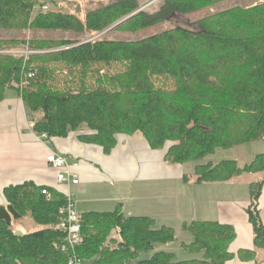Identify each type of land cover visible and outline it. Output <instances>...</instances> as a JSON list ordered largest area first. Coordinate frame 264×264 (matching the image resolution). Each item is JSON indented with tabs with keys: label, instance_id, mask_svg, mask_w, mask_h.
Segmentation results:
<instances>
[{
	"label": "trees",
	"instance_id": "trees-1",
	"mask_svg": "<svg viewBox=\"0 0 264 264\" xmlns=\"http://www.w3.org/2000/svg\"><path fill=\"white\" fill-rule=\"evenodd\" d=\"M140 1L110 0L82 22L61 10L34 14L37 0H0V32L70 31L77 37L82 31H102L122 18L116 30L134 33L223 0H162L152 13L139 10ZM196 23V30L177 26L129 42L1 38L0 101L14 82L31 130L48 138L77 131L79 141L98 145L104 154L111 152L119 134L141 133L150 148H165L166 159L173 163L264 139V3L210 14ZM24 44L30 50L25 59L10 53ZM118 63L124 66L121 73L98 75L103 67ZM56 64L66 66L73 76L58 78L53 74ZM94 70L97 75H91ZM91 78L97 83L92 85ZM59 80L62 89L53 85ZM38 112L41 117L33 119ZM244 172L262 174L249 183L245 208L253 248L230 251L236 233L229 224L191 221L181 228L192 240L180 247L194 257L176 260L172 252L155 249L156 244L176 241L172 227H155L149 216L125 215L118 204L109 212L79 213L82 242L76 256L84 264L256 261L257 249H264V222L259 214L264 153L243 167L235 160L197 164L193 177L197 183H223ZM43 190L49 192V199ZM2 192L0 264H68L70 252L60 250L65 233L59 228L65 195L32 181L8 185ZM26 214L41 229L18 235L12 222Z\"/></svg>",
	"mask_w": 264,
	"mask_h": 264
},
{
	"label": "crops",
	"instance_id": "crops-1",
	"mask_svg": "<svg viewBox=\"0 0 264 264\" xmlns=\"http://www.w3.org/2000/svg\"><path fill=\"white\" fill-rule=\"evenodd\" d=\"M28 123L26 106L17 89H6L0 101V203L5 202L4 187L32 181L62 194L69 192L78 213L121 204L125 215L149 216L155 220V227L163 225L179 231L174 242L178 247L192 240L181 228L183 223L218 221L234 227L236 237L230 251L253 248L252 226L245 212L249 191L245 193L235 178L223 183H197L193 175L185 173L184 163L168 161L166 149L150 148L140 133L117 135L114 148L104 154L98 145L79 141L77 132L42 140ZM49 152L63 155L68 164L78 163L71 169L77 175V184L67 186L56 181L55 169L45 162ZM259 214L264 222V185ZM179 237L187 242H179ZM171 244H156L155 249L175 255ZM193 257L188 253L179 259ZM226 264L255 261L235 258Z\"/></svg>",
	"mask_w": 264,
	"mask_h": 264
},
{
	"label": "rangeland",
	"instance_id": "rangeland-1",
	"mask_svg": "<svg viewBox=\"0 0 264 264\" xmlns=\"http://www.w3.org/2000/svg\"><path fill=\"white\" fill-rule=\"evenodd\" d=\"M109 1L110 0H37L36 8L34 9V14L46 10H55V11L61 10L64 12L75 14L82 22H84L86 15L90 11L101 5L107 4ZM161 3L162 0H141L139 10H145L149 13H152L159 8ZM263 3L264 0H223L218 3H213L208 6L201 7L200 9L186 15L175 14L170 21L134 33L129 32L128 30L125 29L116 30V27L121 24L120 23L115 26L116 23L122 20V18H120L112 22L108 27H106L102 31L94 32V33L82 31L80 32L81 34H79L77 37L74 32H70V31H36L35 32L33 30L26 29L22 31H12V30L1 31L0 39L13 38V39H24L25 41H31L33 39L43 40V41H51V40L59 41V40H75L77 38L78 41L80 42L99 40V39L125 40L129 42V41H136L142 38H146L153 34L177 26L184 27L190 30H196L197 29L196 21L202 17H205L210 14L230 10L233 8H242L244 10L251 9L258 7ZM44 4H46V9L42 7ZM71 45L72 44H69V46ZM10 53L17 54L18 56H23V58L25 59L26 56L30 55L29 54L30 50L28 49V45L24 44L23 47L17 48V50H13ZM56 67L57 68L55 69L53 74L58 76V78H61V74L65 78L68 77V79L73 76L71 73H69L66 66L63 67V65L56 64ZM123 70H124V66L118 63L113 68L107 69V67H103L101 71H99V74L96 72V70H94L95 72L91 71L92 72L91 75L94 73L96 75L98 74L99 76L101 75V77H103L104 74H106V72L121 73ZM74 71L75 74L77 75L78 69L73 70V72ZM61 81L62 80H59L57 81V83L53 82V85L57 88L59 86L62 89L63 83ZM90 82L92 83V85L97 83L94 82L92 78ZM9 86L11 87L13 85L9 84ZM76 86H78V84L71 86V88H74ZM41 115H42L41 112H38L37 114L33 115V119H37L41 117ZM77 133L79 134V132ZM259 153H264V139L250 141L230 148H216L214 152L209 155L185 162L183 168L185 169L186 174L193 175L195 165L205 164L207 162H211L215 164L221 160H235L239 167H243L245 164L250 163L254 158V156ZM261 178H262V174L244 172L240 176L236 177L235 180L238 182V185H240V188L243 187L244 192L247 193L248 184L252 181H258ZM103 208L104 206H99V207L97 206L96 210L93 209V211L109 212V211H113L116 207L110 209H103ZM82 211L88 212L90 210L88 211L81 210V212ZM12 228L16 230L15 232H21L23 234V233H30L37 231L41 229V226L36 224L30 217V215L26 214L24 217L14 220L12 222ZM175 234L176 236L179 235V231L176 229H175ZM186 236H190V235L188 234ZM178 241L187 242L183 237H179ZM170 249L174 251L176 260H180L179 257H182L184 254H188V252L183 250L181 247H178L177 243L171 244ZM263 263H264V249H257V258L255 264H263ZM80 264H84V263H80Z\"/></svg>",
	"mask_w": 264,
	"mask_h": 264
},
{
	"label": "built area",
	"instance_id": "built-area-1",
	"mask_svg": "<svg viewBox=\"0 0 264 264\" xmlns=\"http://www.w3.org/2000/svg\"><path fill=\"white\" fill-rule=\"evenodd\" d=\"M42 7L46 9V4ZM11 84L16 86L14 82ZM28 127L31 129L32 124L28 123ZM39 138L42 140L48 139L45 133L40 134ZM45 162L55 169L56 181L58 183L66 184L67 186L78 183L77 175L71 173V169L78 166L77 162L68 164L63 155L54 152H49L46 155ZM43 193L48 199L50 198L49 192L43 190ZM64 195L66 202L64 206L59 209L61 215L59 228L65 233V239L60 246V250L63 252H70L68 264H80V259H78L75 253L76 247L82 242L80 214L75 208L72 195L69 192L64 193Z\"/></svg>",
	"mask_w": 264,
	"mask_h": 264
},
{
	"label": "water",
	"instance_id": "water-1",
	"mask_svg": "<svg viewBox=\"0 0 264 264\" xmlns=\"http://www.w3.org/2000/svg\"><path fill=\"white\" fill-rule=\"evenodd\" d=\"M123 21H124V20H122V21H120V22L116 23V24H115V26H116V25H118V24H120V23H121V22H123ZM16 234H18V235H22V233H21V232H16Z\"/></svg>",
	"mask_w": 264,
	"mask_h": 264
}]
</instances>
